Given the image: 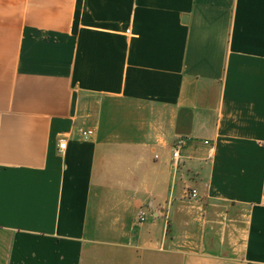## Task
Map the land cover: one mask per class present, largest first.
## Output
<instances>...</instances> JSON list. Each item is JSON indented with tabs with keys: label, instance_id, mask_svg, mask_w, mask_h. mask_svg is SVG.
<instances>
[{
	"label": "crops",
	"instance_id": "0c3cea01",
	"mask_svg": "<svg viewBox=\"0 0 264 264\" xmlns=\"http://www.w3.org/2000/svg\"><path fill=\"white\" fill-rule=\"evenodd\" d=\"M263 200L264 0H0V264H264Z\"/></svg>",
	"mask_w": 264,
	"mask_h": 264
},
{
	"label": "built area",
	"instance_id": "2783aa9c",
	"mask_svg": "<svg viewBox=\"0 0 264 264\" xmlns=\"http://www.w3.org/2000/svg\"><path fill=\"white\" fill-rule=\"evenodd\" d=\"M94 134H95V131L94 130H87V131H84L83 132V135H84V138L85 139L91 138ZM184 144H185V141L183 139H179L173 145V147H172V153H173V157L175 159H179L181 157V150H182ZM59 148H60V150L62 152L65 151V149L67 148V141L65 139H61L60 140ZM190 195L193 198H198L199 193H198V191L196 189H194V190H192V192L190 193ZM263 204H264V200H263ZM139 220L141 222H145L147 220V213L145 211H142L140 213Z\"/></svg>",
	"mask_w": 264,
	"mask_h": 264
}]
</instances>
